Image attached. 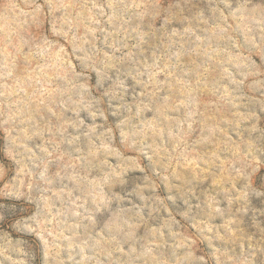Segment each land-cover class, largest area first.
I'll use <instances>...</instances> for the list:
<instances>
[{"label":"clouds","instance_id":"obj_1","mask_svg":"<svg viewBox=\"0 0 264 264\" xmlns=\"http://www.w3.org/2000/svg\"><path fill=\"white\" fill-rule=\"evenodd\" d=\"M0 264H264V0H0Z\"/></svg>","mask_w":264,"mask_h":264}]
</instances>
